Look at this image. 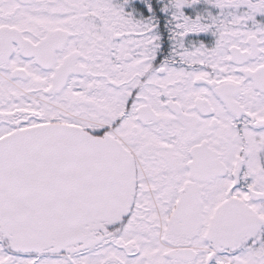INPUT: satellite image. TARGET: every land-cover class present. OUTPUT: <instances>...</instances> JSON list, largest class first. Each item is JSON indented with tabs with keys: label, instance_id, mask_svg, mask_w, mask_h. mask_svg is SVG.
<instances>
[{
	"label": "snow or ice",
	"instance_id": "6c2138e0",
	"mask_svg": "<svg viewBox=\"0 0 264 264\" xmlns=\"http://www.w3.org/2000/svg\"><path fill=\"white\" fill-rule=\"evenodd\" d=\"M0 264H264V0H0Z\"/></svg>",
	"mask_w": 264,
	"mask_h": 264
}]
</instances>
